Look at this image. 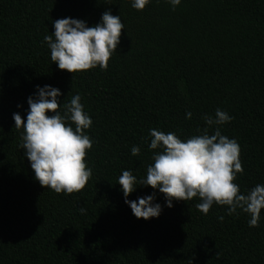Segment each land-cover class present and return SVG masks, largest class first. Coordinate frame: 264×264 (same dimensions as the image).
Returning a JSON list of instances; mask_svg holds the SVG:
<instances>
[{
    "label": "trees",
    "instance_id": "trees-1",
    "mask_svg": "<svg viewBox=\"0 0 264 264\" xmlns=\"http://www.w3.org/2000/svg\"><path fill=\"white\" fill-rule=\"evenodd\" d=\"M131 3L0 0V264H264V210L250 227L240 210L228 215L214 204L205 215L196 197L169 209L158 190L137 185L129 200L153 195L162 208L145 221L117 184L123 170L146 177L160 151L149 150V129L183 141L201 134L203 117L219 108L232 117L221 134L240 148L243 173L234 182L241 192L264 185V0H181L174 10L151 0L142 11ZM108 10L124 29L107 69H58L44 42L52 22L92 27ZM44 85L60 90L61 103L79 94L92 120L85 130L92 176L68 195L35 180L12 119H26L27 98Z\"/></svg>",
    "mask_w": 264,
    "mask_h": 264
},
{
    "label": "clouds",
    "instance_id": "clouds-1",
    "mask_svg": "<svg viewBox=\"0 0 264 264\" xmlns=\"http://www.w3.org/2000/svg\"><path fill=\"white\" fill-rule=\"evenodd\" d=\"M150 2L132 0L131 7L142 11ZM166 2L174 10L181 0ZM52 27L51 35L44 36L51 61L58 69L71 74L97 67L106 70L124 29L120 16H113L110 10L105 11L92 27L84 20L67 17L53 21ZM60 97L57 88L37 86L35 95L27 98L26 119L19 113H13L12 119L16 129H23L21 146L35 180L43 188L68 195L81 191L92 176V169L85 163L86 152L93 144L85 130L91 127L92 120L84 110L79 94L67 103H61ZM191 115L186 112L185 118L191 119ZM231 119L218 108L214 116L203 117L206 127L201 134L183 141L174 132L149 129V150L160 151L153 153V163L147 167L146 177L138 180L131 171L123 170L117 183L124 203L135 218L148 221L158 218L162 212L161 205L154 203L153 195L128 199L140 185L150 186L163 194L169 209L173 207V201L185 202L196 197L200 200L196 208L202 214L207 215L214 204L227 206L228 215L240 210L250 216V227L258 226L261 210H264V185L257 184L241 192L234 182L237 174L243 173L240 148L234 139L222 135L219 128ZM210 127L215 128L211 135ZM139 153L140 148L132 146L131 155ZM77 211L81 215L87 212L84 207Z\"/></svg>",
    "mask_w": 264,
    "mask_h": 264
}]
</instances>
